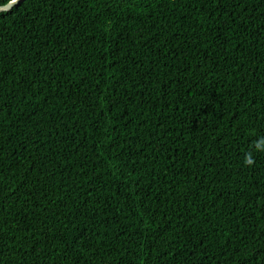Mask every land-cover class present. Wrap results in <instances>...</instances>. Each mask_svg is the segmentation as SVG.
<instances>
[{"label":"trees","instance_id":"obj_1","mask_svg":"<svg viewBox=\"0 0 264 264\" xmlns=\"http://www.w3.org/2000/svg\"><path fill=\"white\" fill-rule=\"evenodd\" d=\"M261 141L264 0L0 13V264H264Z\"/></svg>","mask_w":264,"mask_h":264},{"label":"water","instance_id":"obj_2","mask_svg":"<svg viewBox=\"0 0 264 264\" xmlns=\"http://www.w3.org/2000/svg\"><path fill=\"white\" fill-rule=\"evenodd\" d=\"M24 0H15V2H10L7 7H0V13L12 11L15 7L19 6Z\"/></svg>","mask_w":264,"mask_h":264},{"label":"clouds","instance_id":"obj_3","mask_svg":"<svg viewBox=\"0 0 264 264\" xmlns=\"http://www.w3.org/2000/svg\"><path fill=\"white\" fill-rule=\"evenodd\" d=\"M12 2L14 3L15 0H12ZM4 7H7V5H4ZM257 149L260 151H264V141H261L260 144L257 145ZM246 163H248V164L252 163L251 157L246 159Z\"/></svg>","mask_w":264,"mask_h":264}]
</instances>
